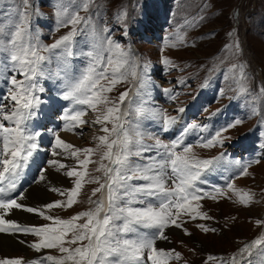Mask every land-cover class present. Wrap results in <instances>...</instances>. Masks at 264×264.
I'll return each mask as SVG.
<instances>
[{
    "label": "rangeland",
    "instance_id": "obj_1",
    "mask_svg": "<svg viewBox=\"0 0 264 264\" xmlns=\"http://www.w3.org/2000/svg\"><path fill=\"white\" fill-rule=\"evenodd\" d=\"M85 2L88 3L87 11L77 7ZM31 4V30L38 33L43 45L54 43L72 30V25L64 27L58 23L56 11L59 5H71L69 12L79 11L81 17L90 18L87 26H75L77 34L70 43L73 56L68 58V67L73 75H79L88 66V52L97 46L102 49L109 47L108 38L120 45L126 63L117 74L119 82L106 95L117 104L120 112L126 106L128 114L126 117L122 116V120L130 135L135 137L138 132L145 145H154L157 139L170 144L187 124L195 122L206 125L202 130L194 129L189 132L184 144L192 146V154L196 159L214 160L213 165L202 170L198 179L200 182H197L200 187H195L201 189L202 196L204 192L216 196L215 199L203 196L198 203L199 211L211 217L201 219L200 224L216 228L217 231L206 233L197 226L186 224L191 220L186 216L182 217L185 221L183 226L191 235H185L182 229L174 226L166 228L165 234L173 243L158 240L156 246L165 247L166 250L175 248L181 253L182 260L172 261L171 264H203L208 254H219L226 258L243 240L251 241L264 234V227L256 223L257 220H264V92L261 91L264 89V0H31ZM22 8L21 0H0V22L13 23L17 19L18 10ZM236 42L239 43V49L234 47ZM61 52L62 49L43 52L51 60L43 67L55 73L58 66H61ZM108 54V51H103L105 62ZM165 58L171 63L166 65ZM233 64L243 66L246 80H240L239 67L231 70ZM12 74L10 69L5 70L0 65V93L4 90L7 94V89L11 87L7 78ZM16 75L17 79H23L19 74ZM107 75L111 78L110 70ZM37 81L44 89L43 92H36L41 100L39 106L46 108L44 99L50 94L53 100H64L61 77L53 75L49 78L46 73L45 76L38 77ZM107 83L102 81L105 86ZM241 84L246 87V92L240 90ZM123 92L128 93V103L127 98L123 103L118 101ZM149 92H155L152 94L154 100L149 99ZM3 103L9 104L7 101ZM77 106L85 112L90 109V114L83 117L86 124L64 132L75 139V148L97 149V138L105 135L101 131L103 126L93 123L100 112L93 111L86 105L75 107ZM98 107L103 111L104 105ZM138 108L143 109V114H137ZM181 108L184 109L183 112L179 111ZM65 110L67 109L61 110L60 116ZM39 112L38 109V114ZM165 115L176 118L175 123L167 130L164 126ZM235 119H241L243 123L223 133L222 145H242L247 139L254 147L258 145L261 152L255 151L253 147L245 158L238 159L225 152L220 144L214 147L201 146L217 130ZM56 121L65 125L60 117ZM31 123L32 120L29 121L30 127ZM45 126L47 130L51 128L50 123ZM107 127L111 128L112 124H107ZM52 132L58 133V130L54 129ZM53 133L49 136L41 134L36 153L22 170L16 191L11 193L15 196L16 193L23 192L25 199L19 202L23 201L27 206L39 207L56 200L65 201L66 196L50 189L73 188L76 178L68 177L65 173L72 168L83 171L76 158L62 149H54ZM112 138L115 137H110ZM105 150L101 147L90 157L93 162L87 166L85 181L99 177L100 183L105 182L103 171H97L101 162L109 163L107 160L101 161ZM53 151L60 155L53 156ZM156 151L154 148L151 153H144L143 156L155 155ZM176 151H182V147ZM79 158L84 159L83 154ZM53 159L67 167L58 169L57 166H50L47 161ZM130 160L144 162L143 157L132 156ZM257 160L259 163L254 162ZM245 165H250L247 167V175H241V169ZM227 168L232 171L229 172L231 182L228 181ZM40 172L44 173V180H40ZM228 183L234 184L238 193L229 190ZM202 185L209 190L203 189ZM33 186H38L37 200L34 203L26 198V193ZM97 187L99 183L96 182L84 183L77 203L69 208H56L47 214L67 220L79 212L94 208L95 205L89 203V197L93 201H99L106 195L105 189L103 194L102 190L93 196L92 191ZM216 188L223 189L226 195L217 196L214 191ZM245 192L253 195V202L247 207L239 203V196ZM11 213L6 219L21 224L42 226L52 223L23 210H13ZM17 213L22 216L16 215ZM79 223H84V220ZM0 235L6 239L5 236L13 234ZM31 236L32 239L29 240ZM21 237L23 241L29 240L30 243L39 239L33 235ZM178 241L185 242L180 244ZM197 245L199 251L196 249ZM20 246L24 249L0 252V259L23 258L28 261L48 254L61 255L57 249L36 252L28 248V245Z\"/></svg>",
    "mask_w": 264,
    "mask_h": 264
},
{
    "label": "snow or ice",
    "instance_id": "obj_2",
    "mask_svg": "<svg viewBox=\"0 0 264 264\" xmlns=\"http://www.w3.org/2000/svg\"><path fill=\"white\" fill-rule=\"evenodd\" d=\"M21 3L23 8L18 10L17 19L13 23L0 22V65L13 73L7 78L11 87L7 89L6 95L0 96V233L33 235L39 239L28 244V247L36 252L42 249H57L61 255L48 254L28 261L23 258H3L0 259V264H171L172 261H181V253L175 248L166 250L156 245L158 240L170 242L165 229L171 226L182 229L185 235H191L184 228L185 221L182 217L186 216L192 220L211 219L207 213L199 211L198 202L203 196H211L213 199L216 196L209 192H204L202 196L201 189L195 187V182L200 178L202 170L213 165L214 160L196 159L192 154V146L184 144L189 132L194 129L202 130L206 125L189 123L170 144L157 139L154 145H145L138 132L135 137L129 134L122 120V115L127 113L121 114L117 104L106 95L119 82L117 74L126 63L120 45L108 38L109 47L102 49L97 46L88 52V66L79 75H73L68 67V58L73 56L70 43L77 34L75 26H87L90 18L81 17L79 11L69 12L71 5H59L56 11L58 23L64 27L72 25V30L54 43L43 45L39 41L38 33L31 30V0H21ZM77 7L87 11L88 3ZM234 47L239 49V43L236 42ZM57 49H62L60 55L63 59L57 71L51 73L43 67L46 62H51L50 57L42 53ZM103 51L109 53L106 62ZM164 63L167 65L171 61L165 58ZM238 67L240 80H246L242 65L233 64L231 70H237ZM109 70L111 78L107 75ZM46 73L49 78L53 75L62 78V99L73 104V107L65 110L60 117L65 121L63 130H71L86 123L83 117L87 113L76 108V105H86L93 111L100 112L93 123L101 124V131L105 135L97 138V149H106L101 155V161L107 160L109 163L101 162L97 169L103 171L106 178L104 183H100L99 177L85 181L87 166L93 162L90 157L97 149L75 148L62 140L58 133H53L54 149H62L76 158L83 171L72 168L65 173L68 177L76 178L73 188L50 189L66 196L65 201L56 200L33 207L19 202L25 199L23 192H18L15 196L11 193L16 191L22 170L39 147L41 132L33 130L29 121L37 118L41 103L36 92L44 91L38 85L37 78L45 76ZM16 74L23 79H17ZM102 81H107V86L102 84ZM240 90L247 91L243 84ZM261 91L264 92V89ZM127 96V92L121 93L119 103H123ZM3 101H9L11 107ZM100 105H104L103 111H100ZM179 111L183 112L184 109ZM137 114H143V109L138 108ZM175 120V117L165 115V130L174 124ZM109 123L112 124L111 128L107 127ZM242 123L241 119H235L217 130L211 139L201 146L222 145L223 133ZM112 136L115 138L110 139ZM180 147L182 151H176ZM154 148L157 149L155 155L143 156L144 153H151ZM161 149L163 151H159ZM80 154H83L84 159L79 158ZM52 155L57 156L60 153L53 151ZM132 156L143 157L144 162L136 163L130 160ZM254 162L259 163L258 160ZM47 163L57 166L58 169L67 167L55 159ZM248 166L250 165L242 167L241 175H247ZM44 179V173L40 172V180ZM86 182L99 183V187L92 191L93 196L106 189V197L99 201H93L89 197V203L94 204V208L79 212L67 220L47 214L56 208H69L77 203ZM227 188L233 192L239 191L232 183H228ZM214 191L217 196L226 195L223 189L216 188ZM252 202L253 195L248 192L239 196V203L245 207ZM13 210L37 214L52 223L36 226L6 219ZM80 220H84V223H79ZM256 223L264 227V220H257ZM197 227L206 233L217 231L216 228H209L204 224H198ZM20 243L26 241L21 240ZM203 264H264V234L245 243L227 258L208 254Z\"/></svg>",
    "mask_w": 264,
    "mask_h": 264
},
{
    "label": "bare ground",
    "instance_id": "obj_3",
    "mask_svg": "<svg viewBox=\"0 0 264 264\" xmlns=\"http://www.w3.org/2000/svg\"><path fill=\"white\" fill-rule=\"evenodd\" d=\"M153 93L155 94V92H152V94ZM5 94H6V92L4 90H1L0 95L3 96ZM149 94H150L148 96L149 99H153L154 100V97L152 96V94L150 92H149ZM44 101H45L47 106H46V108L39 106V111L40 112H39V114H37V118L32 121L33 127L38 129L45 136H49L51 133H53L52 131L54 129H57L58 133L60 135V138L62 140H64L65 142L75 146L74 145L76 143L75 139L71 138L70 135H68L69 133H65L64 132V130H63L64 129V125H60L56 121V120L59 119V117H61L60 116L61 115V110L68 109L69 107L73 106L72 102L71 101H67V100H61V101L60 100H55V99L53 100L51 94L50 95H46ZM50 101L53 102L54 104L58 105V107L56 105L52 104ZM7 102L11 105V103L9 101H7ZM10 105H9V107H10ZM78 107H80V106H77L76 108H78ZM126 110H127L126 106L123 107L122 110H121V114L126 113ZM88 111H90V109ZM88 111L86 113L89 115L90 113ZM122 116H125V115H122ZM49 123H50L51 128H49L47 130L45 124H49ZM57 178H58V176H57ZM37 187L33 186L32 188L29 189L28 193H26V198H28V201H30L32 203H34L37 200ZM103 193H104V190L102 191V194ZM103 197H106V195L104 194ZM16 215H21L22 216V214H20V213H17ZM7 235H9V234H7ZM20 235L21 234L5 236L6 239H4L2 235H0V252H8L10 250L17 249V248L24 249L20 245L25 246V245H28V243H20V241L23 240V238L21 237L22 235L21 236ZM196 249L199 251L198 245H197Z\"/></svg>",
    "mask_w": 264,
    "mask_h": 264
}]
</instances>
